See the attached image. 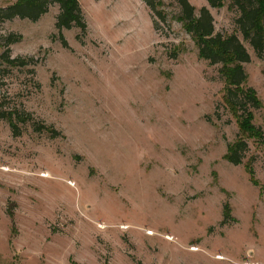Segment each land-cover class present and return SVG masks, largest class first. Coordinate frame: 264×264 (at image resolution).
<instances>
[{"label": "rangeland", "instance_id": "1", "mask_svg": "<svg viewBox=\"0 0 264 264\" xmlns=\"http://www.w3.org/2000/svg\"><path fill=\"white\" fill-rule=\"evenodd\" d=\"M189 1L246 47L244 86L264 132V53L238 30L231 0ZM162 2L155 30L141 0H80L88 31L80 41L63 30L68 47L58 4L37 22H0V56L19 34L11 56L37 60L0 58V264H264V144L248 139L243 164L227 161L239 127L222 65L200 58L178 3ZM17 111L57 135L31 123L15 135Z\"/></svg>", "mask_w": 264, "mask_h": 264}, {"label": "trees", "instance_id": "2", "mask_svg": "<svg viewBox=\"0 0 264 264\" xmlns=\"http://www.w3.org/2000/svg\"><path fill=\"white\" fill-rule=\"evenodd\" d=\"M150 10L153 27L158 29L156 18L166 21L167 14L163 10L162 0H141ZM181 14L177 20L182 23L187 33L193 35L199 49L201 59L211 64H221L220 73L226 87L224 102L229 111L236 118L239 135L237 140L227 147L226 159L235 166L242 165L248 152V139H254L264 144L263 130L253 123L254 110L262 108V103L253 88L245 87L247 75L243 65L251 61L250 54L236 34L222 35L215 33L214 18L210 10L204 6L196 14V8L189 0H175ZM212 8H221L225 0H207ZM53 4L59 5V14L56 17L55 27L60 33V39L65 47L68 43L62 34L63 30L77 28L80 30L78 40L82 41L87 34L88 25L80 4V0H17L15 3L0 7V22L11 21L16 18L37 22L47 14ZM230 8H237L240 12L236 20L238 30L245 41L253 48L258 57L264 53V0H231ZM22 41V35L10 34L5 39V51L0 56L7 66L28 67L35 66L34 57H12L10 46ZM7 119L15 135L20 134L19 123H31L35 132H51L56 134L52 126L37 122L33 115L26 112H14ZM252 159L246 165L247 172L252 178L255 175ZM231 213L230 206L224 208L225 217Z\"/></svg>", "mask_w": 264, "mask_h": 264}]
</instances>
